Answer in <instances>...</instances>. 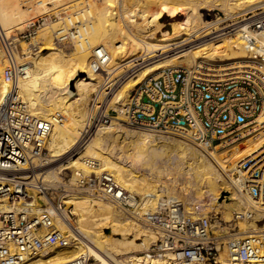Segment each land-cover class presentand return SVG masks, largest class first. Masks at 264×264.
Masks as SVG:
<instances>
[{
	"label": "built area",
	"instance_id": "1",
	"mask_svg": "<svg viewBox=\"0 0 264 264\" xmlns=\"http://www.w3.org/2000/svg\"><path fill=\"white\" fill-rule=\"evenodd\" d=\"M244 13L230 18L222 31L237 32L243 38L247 66L221 71L215 70L218 64L207 62L196 68L165 67L131 87L126 101L115 107L111 99L107 100L108 92L94 93L87 101L88 114L79 145L112 120L175 134L216 150L239 144L254 127L263 126L258 117L264 112V5ZM47 18L30 20L22 32L11 37L0 31L5 57L2 73L9 83L0 100V264H22L49 248L66 245L73 232L59 227L58 222L64 224L72 214L65 196L77 191L111 204L157 232L158 239L147 253H168L170 264H217L221 255L264 263V223L258 232H224L211 223V216L192 215L197 213L195 205L187 210L183 200L173 193L162 194L143 208V196L124 189L96 159L82 157L85 169L75 170L74 182L67 186L47 185L39 179L47 164L45 142L52 123L31 113L17 90L28 64L17 60L16 42L34 36ZM69 28L77 30L75 24ZM105 55L102 45L91 51L94 71L101 72L100 61ZM54 118L63 120L64 116L56 112ZM225 170L240 184L244 197L264 202L263 154L247 156ZM254 212L247 208L235 211L232 222L236 225L248 221ZM66 264L91 263L89 258L79 257Z\"/></svg>",
	"mask_w": 264,
	"mask_h": 264
},
{
	"label": "bare ground",
	"instance_id": "2",
	"mask_svg": "<svg viewBox=\"0 0 264 264\" xmlns=\"http://www.w3.org/2000/svg\"><path fill=\"white\" fill-rule=\"evenodd\" d=\"M8 1L6 7L0 8V31L3 30L1 23L4 21L11 19L10 21L18 23L17 20L19 22L22 20L23 13L20 14L21 10L19 9L21 4L28 3L29 5L26 6L31 7L36 3L39 8L44 9L45 2L52 3L55 0ZM83 1H75L76 3L73 5H78ZM104 2L105 4L95 9L94 12L91 9L87 11L93 19L90 21L87 18L89 19L86 21L87 24L78 20L75 15H78L79 12L74 11L72 14L75 16V21L70 15L71 17L68 16L66 19L68 23L65 22L64 18V24L61 27L46 26L43 29L44 32H41L42 34L32 41L38 43V39H44L45 42L41 41V47L48 50L49 54L43 52L39 55L36 54V57L34 56L33 65L27 66L26 75L19 78L17 90L27 102L31 113L49 119L52 123L45 142L47 164L39 174V179L47 185L67 186L71 184L69 182H74L75 170L85 169L81 158L90 157L99 161L101 169L111 171L117 183L124 189L141 194L145 200L142 206L147 208L153 204V200L162 195V189L156 188L157 186L153 182L155 175H149L154 171L152 165L146 170L149 171V174L137 173L131 167L135 164L138 165V162L145 158L149 147L154 142L156 146H159L155 151L157 157L164 155L167 161L166 167L163 168L165 174L154 171L161 179L158 181L164 185L168 183L166 174L181 170L185 172V175H193L192 177L195 178V181L193 180L195 182L194 187L199 195L209 193L214 195L219 189L229 185L239 197L238 199H243L244 203H249L252 210L264 213V202L252 201L244 197L245 195L242 193L237 180L227 179L223 174L224 169H230L226 163L230 162L231 159L239 161L247 156H257L258 154H263L264 158V129H260L264 125L253 128L254 131H257L255 134L258 138H260L259 135H262L259 141L253 143L252 135L246 139L247 141L244 142L246 144L239 146L237 150L236 145L231 147L232 149L222 150L223 156L221 153L208 150L202 145H194L192 142L172 136L173 134L163 135L154 130L136 128L134 132L123 129V131L115 130L116 133H119L116 137L119 138L122 152L125 153L119 160H115L101 148L102 135L105 134L107 128L115 127L114 120L97 130L89 141L80 144V149L78 146L80 130L87 119L88 112L85 109V104L90 98L89 94L91 92L96 95L105 94L107 87H103L106 84L110 83L112 86L128 72L134 73L139 70L136 74L137 78H128L122 81L110 100L111 104H122L123 101L120 102V100L127 95L126 92L129 88L146 79L149 75L157 74L161 69L175 66L183 60L187 68H196L205 62H224V64L217 65L215 69L217 71L247 66L245 59L226 62L232 59L247 58L243 38L237 36V32L224 31L218 33L219 30L226 28L225 26L218 28L224 19L216 15L212 20H205L200 9L220 10L226 18L236 16L239 13L242 16L245 14L244 12L258 5H264V0H105ZM0 5L3 6V3ZM164 15L172 19L171 28L155 36L151 30H157L161 26L160 19ZM180 15L182 17L177 18ZM43 17L46 20L47 16ZM13 22L10 25L15 24ZM76 23L79 24L76 25ZM66 24H75L77 28V34L70 32L75 46L73 47L74 51L72 50L68 54L53 41L58 38L59 34L68 29L65 28L67 27ZM7 27L5 26V28ZM83 31L86 34L84 37L82 36ZM80 35L82 36L81 39L76 38ZM101 45L106 51L105 58L100 61L102 65L100 71H104L106 74L104 79L107 80L105 82L100 80L99 72L92 69L89 55L90 50L93 51ZM3 56V51L0 48V63ZM106 63L107 65H105ZM75 68L78 69V72L72 87V80L75 78L72 75ZM68 78L69 80L65 82L64 87L71 92L70 94L63 91L59 92L61 91L59 84H56L54 89L56 82L61 80L60 83L62 84L65 81L62 79ZM8 88L9 83L5 81L0 69V100ZM52 91L54 94L51 93ZM56 112L62 114L64 119L54 118ZM258 122L264 123V112L259 115ZM74 148L77 151L70 155ZM67 154L71 157H68L63 163H57ZM125 163H129V166L124 165ZM64 169H69L72 173L67 179L69 182L62 181L59 176ZM173 184H170V186L172 185L171 188L166 185L172 189ZM170 192L178 196L176 190ZM214 196V200H219L220 204L227 199L226 194ZM65 201L70 212L75 215V219L72 221L69 215L64 224L58 222V225L73 232L69 242L61 247L49 248L37 256L26 259L22 264H66L79 257L87 258L88 256L93 257L96 261L95 264H170L168 253L159 255L147 253L150 244L158 239V233L147 229L131 217L121 216L122 213H119L117 208L111 204L95 196L78 192L68 193L65 196ZM253 203H256L255 206H252ZM187 207L186 209L189 210ZM106 225L109 226L110 230L105 232L103 229L106 228ZM249 225L251 228H249V232L244 231L241 234L253 233L250 230L258 231L260 228L252 219ZM220 229L224 232L226 230L224 227ZM132 231L134 237H139L142 242L135 241L133 237L128 238V234ZM114 235L121 237H114ZM116 255H121L122 258L118 259ZM217 264L264 263H251L221 255Z\"/></svg>",
	"mask_w": 264,
	"mask_h": 264
},
{
	"label": "rangeland",
	"instance_id": "3",
	"mask_svg": "<svg viewBox=\"0 0 264 264\" xmlns=\"http://www.w3.org/2000/svg\"><path fill=\"white\" fill-rule=\"evenodd\" d=\"M7 1L8 0H4V1L3 0H0V3H3V6L0 5V8L6 7L8 5L7 4ZM75 1L77 2L79 0H55V1H52V3L51 2H45V4H44L45 5L44 6L45 8L44 9L39 8L36 3H34V5H32L31 7H27L29 5L28 3L27 4H23V5L21 4L20 7H19V9L21 10L20 11L21 12L20 14L23 13L22 14L23 17H21L22 20L20 22H19V20H17L18 23H16V21L13 22V21H10L11 20L10 19L8 21H4L5 23L4 22L1 23V26L3 28L2 32H4V33L7 32L6 33L7 34L6 36L11 37V35H16V34L22 32L25 29L26 24L30 20H33V19H35V18H37L39 16H47L48 17L47 18V21L40 26V28L38 29L37 33L34 36H32L31 38H27V39L26 38H19V40L16 42L17 43L16 58H17L18 61H24V62H26L28 64V66L31 67L33 65L32 64V61H33L32 59H34L37 56L36 54L39 55L40 53H43V52L46 53V54H49V51L48 50L43 49L41 47L42 46L41 41L42 42H45L44 39H38V43L32 42L34 39H37L44 32L43 29L46 26L55 25L56 26L55 28L61 27L64 24L63 19L65 18V22H66L67 17L70 16V15H72L73 21L76 20L74 18L76 16V18H78V20L84 21L87 24L86 21H89V19H90V21L93 20L91 18V15H89V13L87 11L89 9H91V11L94 12L95 9H98L99 7H101L102 5L105 4V2H104L105 0H84L83 3H80L78 5H73L74 3H76ZM5 2H6V4H4ZM71 5H73V6H71ZM26 7H27V9H26ZM63 7H66V8H63ZM76 10H79V11L81 10V11H80V13L78 15H75L74 16L72 14V12H74ZM201 10L205 14V16L202 15L203 18L204 17L206 18V19L204 18L205 20H212V19L215 18L216 15H219L221 18L224 19L219 24L218 28L224 27V25L230 21V17L231 18L233 17V16H230V17H227L226 18V17H224L225 15L223 14V12L220 11V10H217V9L216 10H212V9L201 8L200 11ZM181 17H182V15L178 16L177 18H181ZM87 18H89V19H87ZM167 18H169L167 24H165L164 26H160L159 27L160 29L158 28L157 30L156 29L151 30V32H153V34L155 36L160 35L162 31L169 30L171 28L170 22H171L172 19L170 17H167ZM12 20H14V19H12ZM48 21H49V23H47ZM12 22L15 23V24L10 25ZM66 23H68V22H66ZM66 25H67V27H65V28H68L70 24H66ZM5 26L6 27L8 26V27L5 28ZM6 29L8 31H5ZM222 30H219L218 33L224 32ZM70 32H72V29L69 28V29L65 30V32L61 33V34H65L66 33L65 37L62 40H58L57 38H55L53 40L54 43L57 44L58 47L62 48V50L64 49L63 51L65 53H67V54L69 52H71L73 50V47L75 46V43L73 42V39L71 38ZM73 33L74 34H77V32L75 30H74ZM85 35L86 34H84V31H83L82 32V36L84 37ZM82 36L80 35L79 37L77 36L76 38L81 39ZM24 46H25V49H24ZM76 50H79V49H76ZM89 55L91 56V50L89 51ZM241 59H245L246 60V58H239V59H232V60H229V61H226V62L229 63V62H233V61H237V60H241ZM3 62H5V57L4 56H3V59H2V61L0 63L1 64L0 66H3V64H4ZM72 63L75 64L74 62H72ZM107 63L105 65H107ZM209 64H216L217 65V64H224V62H211ZM175 66L176 67L187 68L186 67L187 65L185 64L184 60L181 61L177 65L175 64ZM0 69L2 70V67H0ZM138 71H136L134 73L128 72L129 75L127 73V75H125L122 78H120V80L117 83H113L112 86H111L110 83L109 84H106L107 86L105 85L103 88L107 87L105 89V92H108L107 93V100H109V99L112 98L114 92L117 91V88L122 83V81H124L125 79H128V78H130V79L137 78V75L136 74L138 73ZM77 72H78V69L75 68L74 69V74L72 75V76L75 77L72 80V84H71L72 87H73V81L77 78ZM99 75H100L99 77H101L100 80L102 82H105L107 80V79H104L106 77V74H104V71L99 72ZM62 80H65V81L62 82V84L60 83L61 80L55 83L54 89L56 88V84H59V88H61V91H59V92H62L63 91V92H66V93L70 94L71 92L66 87H64L65 86V82H68L69 78L68 79H62ZM129 90H130V88L127 90V92H126L127 94H128V91ZM59 92H57V93H59ZM51 93H53V91ZM93 94L94 93L91 92L89 94V97H92ZM125 99H127V95L124 96V98H122L120 100V102L121 101L125 102L126 101ZM88 100H89V98H88ZM111 105L115 107L116 105H119V104L118 103H112ZM85 109L87 110V102L85 104ZM114 123H115V125H114L115 127L114 128H107L106 131H105V134L102 135V143H101L102 145H101V148H102L103 151H106V153H108L109 156L112 157V159L119 160L120 157H122L125 153L122 152V150H123L122 149V145H120L121 143H119L120 142L119 141V138L116 137V136L119 135V133H116L115 130H119V129L122 130L123 129L125 131L134 132V131H136V128L131 127V126H127L124 123H120V122H114ZM255 132H257V131H253L250 135L246 136V138H244L241 141L242 143L240 142L239 144H236V150H237V148H239V146H242L243 144H246L244 142L247 141L246 139L249 138V137H251L252 135H253V138H254L253 139V143H256V141H259L261 139L262 135L261 136L259 135L260 138H258V136H256ZM159 133L160 134H163V135H166V134L167 135H172L170 133H163V132H159ZM92 135L90 136V138L87 141H89L92 138ZM172 136H175L177 138H181V139H184V140L188 141L186 138L180 137L178 135H174L173 134ZM192 144H193V142H192ZM154 145H155V147H154ZM194 145H199V144H195L194 143ZM78 146H79V149H80V145H78ZM158 147L159 146L158 145L156 146V143L153 142L151 144V146L149 147V150L147 152V155L141 161L142 163L141 162H138L139 164L138 165L135 164L134 166L131 167V169L134 170V171H136L137 173L143 172V173L149 174L148 173L149 171H146V170H148L147 168H149L152 165L151 167H152V169H154V171L163 174L165 172V169H163V168L166 167L165 165L167 164V161H166V157L164 155H162L161 157H157V155L155 154V151H156V149ZM231 147H235V145L228 146V147L223 148V149H217V150L216 149H210V148H206V149H208V150H214L216 153H221L222 150L232 149ZM153 149H155V150H153ZM73 153H75V152L70 153V155L73 154ZM221 155L222 156L224 155L223 152L221 153ZM153 156H155V157H153ZM158 158H160V159H158ZM67 159H68V154L65 157L61 158L59 161H57V163H63ZM125 161H126V158H125ZM234 161H235L234 159L233 160L231 159V161H230L231 163L230 162H227L226 163L228 165V167L230 166L229 168H231L236 162H238L237 160L235 162ZM172 163H170V164H172ZM128 164L129 163H125L124 165L129 166ZM41 170L43 171L44 170V167ZM68 170L69 169H64V170H62L60 172L59 176L61 177L62 181H64V178H65V181H68L69 182V180H67V179H68V177L72 173H69ZM154 171H152L151 172L152 174L150 173L149 175L150 176H152V175L154 176L155 175V177H153V178L157 182H155L154 180H153V182L155 183V186H157L156 188H161L162 189L161 192H163V193H161V194H163V195L164 194H168L170 191H173L174 190V192H175V190H176L178 196L176 194L175 195L177 197H179L181 200H183V202L185 203V205L187 204L186 206L189 207V208L187 207L189 210H193V207L190 206L191 204H194L195 205L194 209L197 210V213H195V211H194L195 214H192V215H195V216H197V215L198 216H211V218H212L211 219V223L215 224L219 228L224 227V228H226L227 231H232V229H233L234 232H238V233H242L244 231H248L249 232V228H250L249 223L251 222V219L254 222L255 219L264 217V215H263L264 213L263 212L255 211L254 214H253V217L250 220L245 221V222H241V223H236V225H235L232 222L233 212L239 211V210H241L243 208H247V209H251L252 210V208H251V206H250L249 203H244L242 201L243 199H238L239 197L236 196V194L232 191V189H231V187L229 185H226L225 187L219 189L217 191V194H214V195H217V196H219V195L222 196V194H226L227 195V199L226 200H223L222 203L220 204L219 203V200H217V199L214 200V197L215 196L213 194H211V193H209L207 195L206 194L205 195H199V193L196 191V189L194 187L195 178L192 177L193 175H191V174L190 175H187V174L185 175V172H183L181 170H178L179 172L178 171H176V172L174 171V172H172V174H168V175L166 174L167 176L165 175V177H167V182H168L166 184L170 186L171 183H174L173 185H174L175 189H174V187H172V189H173L172 190V189H170L172 185L169 188V186L167 187L166 184L164 185L163 183H161L160 181H158V180H161V179H159L160 177L158 178V175H156V173ZM223 174L225 175V177L227 179H231L232 178L231 175L225 169L223 170ZM64 175H65V177H64ZM69 183H73V182H69ZM166 189H168L169 191L166 190ZM167 191H168V193H167ZM77 192L78 193H83V194L85 193V192H80V191H77ZM134 193H136V192H134ZM170 193H172V192H170ZM85 194H88V193H85ZM136 194H138V193H136ZM255 204L256 203H253L252 206H255ZM260 205H261V203H260ZM232 210H233V212H232ZM191 212H193V211H191ZM260 213H261V215H260ZM121 216L130 218V216H127V215H124V214H121ZM70 217H71L72 221H74L75 215L71 214ZM263 223H264V219H263V221L257 222L255 224L258 225L259 227H261V225ZM108 227L109 226L106 225V228H104L103 230L105 232L108 231V230H110V228H108ZM144 227H146L147 229H149L147 226H144ZM226 230H225V232H227ZM250 231H252V232H258L257 230H254V231L253 230H250ZM114 237H119L120 238L121 236L120 235H117V236L114 235ZM130 237H133V239L135 241H137V242H142V239H140L139 237H137V236L134 237V232L133 231L128 234V238H130ZM116 257H118V259H121L122 258L121 255H118V256L116 255ZM87 258H89V262L91 264H95L96 261L93 259L92 256H88Z\"/></svg>",
	"mask_w": 264,
	"mask_h": 264
},
{
	"label": "crops",
	"instance_id": "4",
	"mask_svg": "<svg viewBox=\"0 0 264 264\" xmlns=\"http://www.w3.org/2000/svg\"><path fill=\"white\" fill-rule=\"evenodd\" d=\"M168 19L169 18H167V17H164L163 19H160V25L164 26L165 24H167L168 23Z\"/></svg>",
	"mask_w": 264,
	"mask_h": 264
},
{
	"label": "trees",
	"instance_id": "5",
	"mask_svg": "<svg viewBox=\"0 0 264 264\" xmlns=\"http://www.w3.org/2000/svg\"><path fill=\"white\" fill-rule=\"evenodd\" d=\"M201 12H202V10H201ZM202 14H203V16H205V14H204L203 12H202ZM163 17H168V16L164 15ZM163 17H162V18H163ZM162 18H161V19H162ZM204 18H205V17H204ZM205 19H206V18H205Z\"/></svg>",
	"mask_w": 264,
	"mask_h": 264
}]
</instances>
